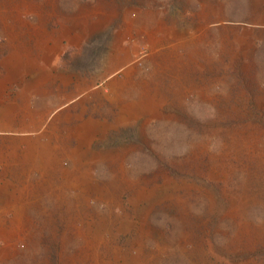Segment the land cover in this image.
Segmentation results:
<instances>
[{"label":"rangeland","instance_id":"374dc122","mask_svg":"<svg viewBox=\"0 0 264 264\" xmlns=\"http://www.w3.org/2000/svg\"><path fill=\"white\" fill-rule=\"evenodd\" d=\"M0 264H264V0H0Z\"/></svg>","mask_w":264,"mask_h":264},{"label":"crops","instance_id":"0c3cea01","mask_svg":"<svg viewBox=\"0 0 264 264\" xmlns=\"http://www.w3.org/2000/svg\"><path fill=\"white\" fill-rule=\"evenodd\" d=\"M53 56L54 55H52L51 57H48V59H49L48 61L51 64L54 62V57ZM133 70H134V68L132 66H129L128 68H126V72L128 71V73L129 72L131 73V71L133 72ZM34 76H36L35 73H34ZM37 76H39V75H37ZM126 77L127 78L129 77L128 74H127ZM40 78H43V77L40 76ZM40 80H42V79H40ZM92 94L97 95V93L94 92V91H92ZM90 98H93V97L89 96V95H85L84 99H82L80 101L83 102L85 100H89ZM88 123H86V124H88ZM82 124L77 129V135L80 136V137L83 136V131H84V128H83ZM55 129H56V127L54 125L52 126V129H50V131H47L45 129H41L40 132L36 135L34 142H32L31 138H27L26 137V141H27L28 147H27L26 152L24 153V157L22 158V162H24V163H29V162L34 163L33 161H34L35 158L37 159V157H40L41 158V162L44 161L45 163H47V162L51 163L54 160H56V151L58 149V146H57L58 144H56V143L52 144L51 143L52 141L58 140V138H59L58 134H54L55 133V131H54ZM43 136H46V138H47L45 141H42V139H41ZM46 151H48V153ZM79 153L82 154L81 151H79ZM14 157H16L15 154H14ZM31 167H32V164H30L29 168H31Z\"/></svg>","mask_w":264,"mask_h":264},{"label":"bare ground","instance_id":"6f19581e","mask_svg":"<svg viewBox=\"0 0 264 264\" xmlns=\"http://www.w3.org/2000/svg\"><path fill=\"white\" fill-rule=\"evenodd\" d=\"M150 40V39H149ZM125 70V69H124ZM132 73V72H131ZM48 150V149H47ZM48 153V151H46ZM43 153V152H42Z\"/></svg>","mask_w":264,"mask_h":264}]
</instances>
